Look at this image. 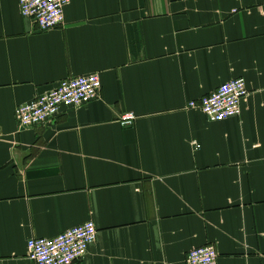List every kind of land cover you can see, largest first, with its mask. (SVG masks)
Listing matches in <instances>:
<instances>
[{"label": "crops", "instance_id": "obj_1", "mask_svg": "<svg viewBox=\"0 0 264 264\" xmlns=\"http://www.w3.org/2000/svg\"><path fill=\"white\" fill-rule=\"evenodd\" d=\"M91 74L96 100L18 127L16 107ZM239 78V117L187 108ZM88 221L76 264H186L210 244L264 264V0H70L48 32L0 0V264Z\"/></svg>", "mask_w": 264, "mask_h": 264}, {"label": "built area", "instance_id": "obj_2", "mask_svg": "<svg viewBox=\"0 0 264 264\" xmlns=\"http://www.w3.org/2000/svg\"><path fill=\"white\" fill-rule=\"evenodd\" d=\"M70 0H18L19 13L34 21L39 32H48L64 23V9ZM101 82L96 74L78 76L61 81L53 90L16 107L14 111L20 129H33L55 119L63 109H77L98 98ZM249 96L241 78L220 85L198 102H190L188 109L198 110L210 123H220L239 117L241 105ZM135 121L131 113L119 119L122 127ZM97 229L88 221L68 229L51 239H30L27 258L34 264H76L86 256L95 242ZM186 264H218V254L213 245L189 251Z\"/></svg>", "mask_w": 264, "mask_h": 264}]
</instances>
